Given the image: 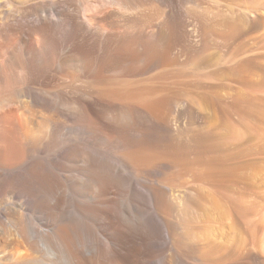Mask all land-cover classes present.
Wrapping results in <instances>:
<instances>
[{
    "label": "bare ground",
    "instance_id": "6f19581e",
    "mask_svg": "<svg viewBox=\"0 0 264 264\" xmlns=\"http://www.w3.org/2000/svg\"><path fill=\"white\" fill-rule=\"evenodd\" d=\"M128 1L0 0V264H236L174 220L183 204L166 171H206L217 144L202 161L182 133L187 106L167 70L126 77L113 8ZM156 29L155 61L169 66L170 31ZM127 108L177 136L152 145L137 128L127 140Z\"/></svg>",
    "mask_w": 264,
    "mask_h": 264
},
{
    "label": "rangeland",
    "instance_id": "374dc122",
    "mask_svg": "<svg viewBox=\"0 0 264 264\" xmlns=\"http://www.w3.org/2000/svg\"><path fill=\"white\" fill-rule=\"evenodd\" d=\"M16 1L20 5L22 0ZM171 2L168 6L159 0H129L125 8L113 10L126 30V77H159L164 73L161 76L180 80L171 91L184 94L188 112L179 122L182 133L188 132L187 137L202 145V161L209 159L205 156L214 140L217 144L215 163L209 152L211 161H206V171H202L204 164L197 165L204 173L199 167L196 171L179 172L174 167L166 171L167 182L172 180L168 184L181 197H173V201L183 204L176 203L183 215L175 212L174 218H182L174 220L180 227L182 221L187 222L184 225L188 227L183 225L182 229L192 231L190 242L202 241L206 253L215 247L212 251L224 261L228 258L236 264H264V0ZM152 28L170 31L169 66L155 61ZM132 65L137 72L129 70ZM123 125L127 140L137 128L143 131L138 129L140 134L137 131L136 136L142 143H160L164 134L177 136L173 123L168 131L176 133L167 134L149 116L131 108L125 110ZM196 172L202 173L198 174L201 179L194 175ZM198 230L205 235L201 237L204 240H200L201 234L196 237Z\"/></svg>",
    "mask_w": 264,
    "mask_h": 264
}]
</instances>
